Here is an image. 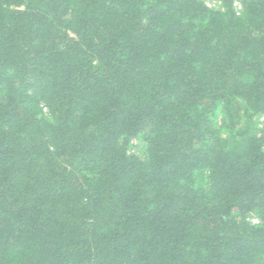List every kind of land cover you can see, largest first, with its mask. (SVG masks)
Returning <instances> with one entry per match:
<instances>
[{
	"label": "trees",
	"instance_id": "1",
	"mask_svg": "<svg viewBox=\"0 0 264 264\" xmlns=\"http://www.w3.org/2000/svg\"><path fill=\"white\" fill-rule=\"evenodd\" d=\"M220 2L0 0V264H264V0Z\"/></svg>",
	"mask_w": 264,
	"mask_h": 264
},
{
	"label": "rangeland",
	"instance_id": "2",
	"mask_svg": "<svg viewBox=\"0 0 264 264\" xmlns=\"http://www.w3.org/2000/svg\"><path fill=\"white\" fill-rule=\"evenodd\" d=\"M44 112H45V110H44ZM263 119H264V117H255L254 122H256L257 124H260L263 121ZM143 147H144V144L142 142L134 140L132 142V145L129 148V152L136 154V155H139V156H142L143 155ZM252 222H256V221L252 220Z\"/></svg>",
	"mask_w": 264,
	"mask_h": 264
},
{
	"label": "built area",
	"instance_id": "3",
	"mask_svg": "<svg viewBox=\"0 0 264 264\" xmlns=\"http://www.w3.org/2000/svg\"><path fill=\"white\" fill-rule=\"evenodd\" d=\"M201 1H203L204 4L210 9H221L220 0H201ZM233 6L237 14H239L241 11V5L238 2H235Z\"/></svg>",
	"mask_w": 264,
	"mask_h": 264
}]
</instances>
